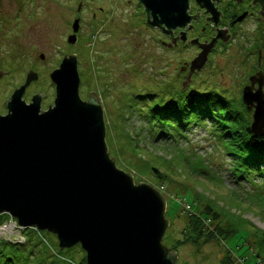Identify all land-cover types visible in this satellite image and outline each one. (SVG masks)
I'll use <instances>...</instances> for the list:
<instances>
[{
    "label": "rangeland",
    "instance_id": "1",
    "mask_svg": "<svg viewBox=\"0 0 264 264\" xmlns=\"http://www.w3.org/2000/svg\"><path fill=\"white\" fill-rule=\"evenodd\" d=\"M75 1L46 0L45 7L41 6L44 13L31 20L29 26L25 22L19 24L21 19H13L16 29H23L21 35L12 31L0 41V56L6 57L0 60V66L8 71L7 77L0 79L1 111L4 110L1 103L24 79L30 63L38 66V80L25 91L23 99L43 89L40 108L52 102L53 84L48 73L62 58L63 32ZM122 6L113 9L106 25L110 32L95 47L97 51L82 50L79 69L82 84L78 90L82 98L87 91L98 94L105 142L115 165L130 172L134 180L155 188L162 186L161 182L165 185L161 193L168 226L162 242L167 247L184 237L186 218L199 211L196 203L209 204L217 214L214 219L205 215L201 220L216 239L199 245H179L175 249L176 264H223L224 256L230 257L228 264H264V160L258 166L238 165L227 155L229 146L224 138L229 136H222L224 129L194 113L187 117L191 122L186 123L188 119L180 114L177 121L173 115L161 112L163 105L176 102L173 96L188 90L239 96L241 81L238 84L237 81L249 71L240 50L244 42L236 39L228 44L222 53L213 56L211 68L193 74L181 88L176 64L172 59L158 57L137 17L130 16L135 14V6L128 3ZM73 20H68V25ZM148 106L160 112H153L154 118L145 116ZM155 168L158 174L154 173ZM217 229L230 231L219 235ZM21 234L24 243H13L16 240L12 239L9 243L0 241V264L81 261L83 252L77 244L58 250L51 233L26 227Z\"/></svg>",
    "mask_w": 264,
    "mask_h": 264
},
{
    "label": "water",
    "instance_id": "2",
    "mask_svg": "<svg viewBox=\"0 0 264 264\" xmlns=\"http://www.w3.org/2000/svg\"><path fill=\"white\" fill-rule=\"evenodd\" d=\"M187 1L138 0L136 4L143 6L144 23L158 26L173 43L175 38L184 39L180 31L179 37H171L169 28L184 27L190 17L185 14ZM194 1L211 14L204 22L213 19L214 25L218 11L211 2ZM253 2L258 3L262 16L264 0H251V5ZM191 16L197 20L198 12ZM76 26L74 19L73 32ZM225 31L216 29L207 44L197 43L196 38L186 40L197 43L201 50L190 60L181 88L190 71L204 64L215 37L227 40ZM67 41H74L73 34ZM6 73L0 69V77ZM37 79V72L28 69L23 82L1 103L5 113L0 114V213L13 217L22 227L53 234L58 250L78 244L85 264H176V251L162 242L168 226L164 196L115 165L105 142L98 95L90 91L86 99L79 96L76 56L64 54L49 71L53 98L45 109L40 108L43 89L32 94L29 102L23 99L26 86ZM248 79L250 83L240 93L245 108L252 110L248 131L263 136V75L257 70Z\"/></svg>",
    "mask_w": 264,
    "mask_h": 264
},
{
    "label": "flooded vegetation",
    "instance_id": "3",
    "mask_svg": "<svg viewBox=\"0 0 264 264\" xmlns=\"http://www.w3.org/2000/svg\"><path fill=\"white\" fill-rule=\"evenodd\" d=\"M137 1L138 0H76L74 7L70 8L67 15V24L63 32L65 49L61 50V57H63L64 54H74L76 56V68L79 74L81 63L80 55L82 54V50H86L87 52L88 50H91V52L97 51L95 47L102 43L105 36L110 32V29H107L108 27L106 25L110 22L113 9L121 4L126 6V3H128L135 6V14L133 15V13H130V16L137 17L139 22L138 25H140L143 32L147 33L150 37L153 47L157 50L158 57H163L165 60L167 59L169 61L172 59L173 61L171 62L176 64L178 71L177 76L180 82L185 79L186 72L189 71V61L201 50V46H198L197 43L207 44L210 37L213 38L215 36L216 29H225V33L229 35L227 40L222 42L219 37H215L208 48L204 64L200 68H197V70L193 68L188 75V79H190L193 74H198L208 67L211 68L213 56L222 53L227 45L234 42L236 39H241L244 42V46L240 45L242 60L246 65L248 63L247 66L249 67V71L247 75L244 74L237 81V84L241 81L238 84L240 93L241 88L250 83L248 79L249 75L257 70H260L263 75L262 91L264 93V11H262L263 15L260 16L257 2H253L251 5V0H238L236 3L235 0H208L211 2V6L213 8L215 7V11H218V21L213 25V19H208V21L204 22L205 16H211L210 12L208 10L205 12V7L203 5L198 7L194 0H188L187 8L185 7V14L190 17L184 27L178 29L177 25H174L173 28H169L171 37H179L177 33L179 31L184 32V39L181 41L180 38H175L173 41L175 45H173V43L170 42V37L160 30L158 26L144 23L145 11H142V4H136ZM45 2L46 0H0V41L6 39V36L9 37L12 31H14L15 34L19 33L21 35L23 27L19 30L16 29L13 19H21L19 24L23 25V22H25L27 26H29L31 20H36L40 14L44 13L41 10V6L44 8ZM195 12H198L197 20H194L191 16ZM73 19H77V26L74 32L70 24L68 25V20L72 21ZM156 19H158V17H156ZM147 20L151 21V16L148 13ZM160 26L166 29L164 24L160 23ZM71 34L74 36V41L68 42L67 38ZM193 38H196L197 43H186L187 39ZM4 58L6 57L0 56L1 61H3ZM38 58L40 59V57ZM0 69H2L1 66ZM28 69L38 72V66L33 63L29 64L27 70ZM5 72H7L6 75L4 76L3 74L0 79L7 77L8 71L5 70ZM79 78L80 83L78 90L82 84L80 75ZM35 81H31L26 86L24 93H26L25 91ZM22 82L23 80L17 85H20ZM252 86L255 88L257 86L256 82H254ZM88 92L89 91H87V94ZM94 92L97 94L96 91ZM87 94L85 98H80L86 99ZM24 100L29 102L30 97ZM46 106L43 108L45 109ZM248 111H250L251 114L252 110ZM4 113L5 108L2 111L0 110V114Z\"/></svg>",
    "mask_w": 264,
    "mask_h": 264
},
{
    "label": "trees",
    "instance_id": "4",
    "mask_svg": "<svg viewBox=\"0 0 264 264\" xmlns=\"http://www.w3.org/2000/svg\"><path fill=\"white\" fill-rule=\"evenodd\" d=\"M172 98H176V102L174 104L166 103V105H163V110L161 111L162 114L173 115L175 120L178 121L180 120L178 114H180L182 118L188 119L187 117L191 113H194V115L206 119L205 121L213 122L216 127L224 129L222 136H229V138H224V143L227 147H230H228L229 153H227V155L231 156L235 163L238 165L241 163H247L257 166L260 163H263L264 135L253 136L248 131L250 111L245 108L239 96H224L223 94L214 91L199 93L188 90L185 94L181 93ZM153 112L160 111L157 108L148 106L145 110V116L149 117L150 115V118H154ZM189 122H191L189 119L186 120V123ZM154 173L158 174V169L155 168ZM161 183L162 186L165 187L163 182ZM156 188L159 189V187ZM196 204V210L199 211L196 215H188L182 230L184 237L174 241L171 246H169L171 250H175L179 245L184 243L199 245V243L209 242L212 238L216 239L212 232L204 226L201 220H203L202 218L205 215H211V218L214 219L217 214L214 210L212 211L209 204L199 206L198 203ZM0 215H3L0 217L1 225L9 219V216L6 213H0ZM229 231L230 229H225L221 232V229H217L219 235L222 233H228ZM0 241L3 243H9L8 240L3 238H0ZM54 243H57V241H54ZM229 258L230 257L228 256H224L221 259L222 263L228 264L230 262ZM80 262L85 263L84 252ZM80 262H71V264H80ZM260 262H262V260H260Z\"/></svg>",
    "mask_w": 264,
    "mask_h": 264
},
{
    "label": "built area",
    "instance_id": "5",
    "mask_svg": "<svg viewBox=\"0 0 264 264\" xmlns=\"http://www.w3.org/2000/svg\"><path fill=\"white\" fill-rule=\"evenodd\" d=\"M159 189L163 190L164 187L160 186ZM20 229L21 227L17 225L13 219L9 218L5 223L0 225V238L9 241L16 240L15 242H22L23 238L20 235Z\"/></svg>",
    "mask_w": 264,
    "mask_h": 264
}]
</instances>
